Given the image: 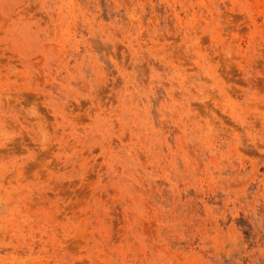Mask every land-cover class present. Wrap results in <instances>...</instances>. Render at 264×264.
I'll return each mask as SVG.
<instances>
[{"label": "rangeland", "instance_id": "obj_1", "mask_svg": "<svg viewBox=\"0 0 264 264\" xmlns=\"http://www.w3.org/2000/svg\"><path fill=\"white\" fill-rule=\"evenodd\" d=\"M0 264H264V0H0Z\"/></svg>", "mask_w": 264, "mask_h": 264}]
</instances>
